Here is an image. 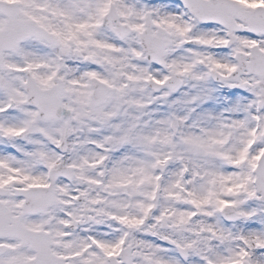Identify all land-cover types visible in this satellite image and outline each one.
Returning <instances> with one entry per match:
<instances>
[{"label": "snow or ice", "instance_id": "1", "mask_svg": "<svg viewBox=\"0 0 264 264\" xmlns=\"http://www.w3.org/2000/svg\"><path fill=\"white\" fill-rule=\"evenodd\" d=\"M0 264H264V0H0Z\"/></svg>", "mask_w": 264, "mask_h": 264}]
</instances>
